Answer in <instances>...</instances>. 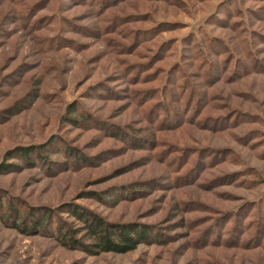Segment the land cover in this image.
<instances>
[{
  "label": "rangeland",
  "instance_id": "1",
  "mask_svg": "<svg viewBox=\"0 0 264 264\" xmlns=\"http://www.w3.org/2000/svg\"><path fill=\"white\" fill-rule=\"evenodd\" d=\"M0 198V264H264V0H0Z\"/></svg>",
  "mask_w": 264,
  "mask_h": 264
},
{
  "label": "trees",
  "instance_id": "2",
  "mask_svg": "<svg viewBox=\"0 0 264 264\" xmlns=\"http://www.w3.org/2000/svg\"><path fill=\"white\" fill-rule=\"evenodd\" d=\"M198 33V32H197ZM194 39L196 36L198 37V45L195 46L198 50H202L203 37L198 36L194 32H192ZM196 35V36H195ZM250 36V35H249ZM251 37V36H250ZM195 43V44H196ZM163 86L158 90V101L155 105L156 107L166 108L169 105L167 101L168 98H164ZM166 97V96H165ZM159 104V106H158ZM154 108V109H155ZM157 109V108H156ZM157 110L154 111V113ZM158 112V111H157ZM156 112V113H157ZM176 120V118H174ZM39 147V146H38ZM40 148V147H39ZM33 149H36V146H31L28 148H24V152L22 154L27 155L28 152H32ZM1 200V198H0ZM75 216L79 218L82 222H84L83 230L87 231L88 235L93 239L94 245L99 250H93L98 252H114V253H126L135 250L141 243H143L148 236V230L141 229L136 230L133 226H125V225H111L107 222L103 221L97 215L88 214L86 212H74ZM45 218V215H44ZM44 218L41 220H37V224L40 226L44 222ZM72 233H76V230H72ZM68 232L64 233L65 239H69L70 241L65 242L64 245H68L72 242H75L74 236L67 237ZM92 251V250H91Z\"/></svg>",
  "mask_w": 264,
  "mask_h": 264
}]
</instances>
